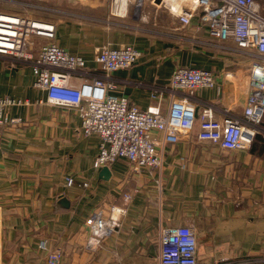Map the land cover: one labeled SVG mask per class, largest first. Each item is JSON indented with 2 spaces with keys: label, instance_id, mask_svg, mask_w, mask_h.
I'll return each mask as SVG.
<instances>
[{
  "label": "crops",
  "instance_id": "crops-1",
  "mask_svg": "<svg viewBox=\"0 0 264 264\" xmlns=\"http://www.w3.org/2000/svg\"><path fill=\"white\" fill-rule=\"evenodd\" d=\"M31 4L50 11L39 17L38 10L0 3V12L52 22L53 43L81 56L91 70H97L102 46L137 49L140 60L111 78L113 93L139 109L154 104L150 87L165 85L177 68H196L210 71L217 87L197 92L198 113L202 103L214 106L219 119L242 113L252 60L232 44L222 48L197 17L182 27L159 9L130 14L129 8V18L113 17L110 0ZM92 12L96 18L85 15ZM33 41L34 52L48 43ZM32 83L28 67L0 58V98L22 102L6 110L7 119L18 122L0 128L1 264H46L38 249L41 240L63 252L62 264H158L161 234L179 226L194 230L197 264H264V150L259 142L244 151H225L197 139V122L177 144L160 146V170L133 172L119 159L107 167L110 175L104 180L102 169L92 167L99 138L81 135L76 110L48 103L46 93ZM168 103L162 105L164 112ZM67 178L74 180L71 187ZM60 198L68 207L58 204ZM111 206L127 209L121 228L96 250L88 249L85 220L99 212L107 215Z\"/></svg>",
  "mask_w": 264,
  "mask_h": 264
},
{
  "label": "built area",
  "instance_id": "built-area-1",
  "mask_svg": "<svg viewBox=\"0 0 264 264\" xmlns=\"http://www.w3.org/2000/svg\"><path fill=\"white\" fill-rule=\"evenodd\" d=\"M65 1L81 3L84 0ZM167 1L151 0L150 4L159 7L157 9L164 7L182 27L190 26L197 17L199 26H205L209 37L222 48L232 44L236 51L252 60L248 73L250 94L240 115L224 113L219 119L217 109L208 103H202L198 113L197 92L217 87L210 71L196 68H177L165 85L150 87L154 104L141 110L127 98L113 93L116 85L111 78L112 74L128 70L140 60L141 53L137 49L130 45L116 49L102 46L95 60L97 70H91L81 56L70 54L53 43L56 27L52 22L0 12V58L12 66L28 67L33 77L32 87L45 92L48 103L76 110L81 135L99 138L98 153L92 164L94 170L108 167L119 159L127 161L133 172L160 170V146L177 144L191 134L197 122V139L201 142L236 152L250 149L259 138L264 150L263 6L257 0H195L189 8L180 6V1L177 6ZM31 2L33 0H0L2 4L15 3L23 8L50 11ZM142 2L110 0V14L127 17L130 6L137 13ZM34 38L48 43L34 52ZM166 99L169 103L164 112L162 105ZM21 104L19 100L0 98V128L9 122H18L8 120L6 110ZM157 134L162 135L161 140L156 138ZM73 184L72 178L66 179L68 187ZM123 200L128 203L131 196L126 194ZM126 214V208L111 206L107 215L99 212L87 218L84 227L89 233L88 249L96 250L104 238L116 234L122 225L121 217ZM159 245L158 264H197L192 228L179 226L164 231ZM38 249L45 254L46 264H62L63 252L50 250L46 240L38 243Z\"/></svg>",
  "mask_w": 264,
  "mask_h": 264
},
{
  "label": "rangeland",
  "instance_id": "rangeland-1",
  "mask_svg": "<svg viewBox=\"0 0 264 264\" xmlns=\"http://www.w3.org/2000/svg\"><path fill=\"white\" fill-rule=\"evenodd\" d=\"M150 2H151V0H143V2H142V8H141V11L143 10V9H145V8H150L151 10L152 9H154V10H157V8H159V7H155V6H153V5H151L150 4ZM260 4L263 6V14H264V2H261L260 1ZM179 5L180 6H186V7H189V8H191V4H189V3H186V4H184V3H179ZM65 7V6H64ZM66 10L67 11H69V12H78V10L77 9H67L66 8ZM159 10H165L164 9V7H161ZM131 12H134V7H131L130 6V14H131ZM37 14H39V17H42L43 15H44V13H46V11H40L39 13L38 12H36ZM85 15H87L88 17H90V18H93V17H95V15H97V13H94V12H92V13H86ZM97 17V16H96ZM95 17V18H96ZM130 16H128L127 18H129ZM257 142H259L260 144H259V146H261V139H257L256 141H255V144H257Z\"/></svg>",
  "mask_w": 264,
  "mask_h": 264
},
{
  "label": "water",
  "instance_id": "water-1",
  "mask_svg": "<svg viewBox=\"0 0 264 264\" xmlns=\"http://www.w3.org/2000/svg\"><path fill=\"white\" fill-rule=\"evenodd\" d=\"M100 177L103 178L104 180L108 179L110 173L107 167L102 168V170L100 171ZM58 204L61 205L62 207H68L69 203L66 199L64 198H60L58 201Z\"/></svg>",
  "mask_w": 264,
  "mask_h": 264
},
{
  "label": "bare ground",
  "instance_id": "bare-ground-1",
  "mask_svg": "<svg viewBox=\"0 0 264 264\" xmlns=\"http://www.w3.org/2000/svg\"><path fill=\"white\" fill-rule=\"evenodd\" d=\"M174 2V5L177 6L176 4L180 1L182 3H189L192 4L195 0H168V3ZM176 1V2H175ZM179 4V3H178Z\"/></svg>",
  "mask_w": 264,
  "mask_h": 264
},
{
  "label": "trees",
  "instance_id": "trees-1",
  "mask_svg": "<svg viewBox=\"0 0 264 264\" xmlns=\"http://www.w3.org/2000/svg\"><path fill=\"white\" fill-rule=\"evenodd\" d=\"M256 140H257V139H256ZM256 140H255V141H256ZM255 141H254V143L252 144V146L255 144ZM252 146H251V147H252ZM251 147H250V148H251Z\"/></svg>",
  "mask_w": 264,
  "mask_h": 264
}]
</instances>
